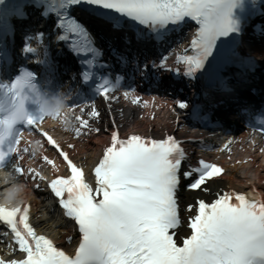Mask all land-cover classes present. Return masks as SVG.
<instances>
[{
    "label": "snow or ice",
    "instance_id": "1",
    "mask_svg": "<svg viewBox=\"0 0 264 264\" xmlns=\"http://www.w3.org/2000/svg\"><path fill=\"white\" fill-rule=\"evenodd\" d=\"M80 5H88V11L105 27L116 31L125 24L134 30L139 28L138 40L160 41L170 27H180L190 18L196 25L194 35L188 49L176 58L177 64H183V75L190 79L207 75L230 86L226 73L231 66L239 63L255 70L253 58L240 51V37L251 23L257 0H249L247 7L244 0H0V68L7 65L9 71L13 70L15 52L9 40L14 44V22L27 18V7L40 8L45 18L53 16L56 41L80 58L82 68L77 76L81 83L94 94L116 99L109 93L119 86V74L115 82L107 75L94 80L97 64L104 67V61L97 60L102 50L95 46L89 27L74 14V8ZM252 26L264 35V22ZM43 35L35 33L38 38ZM24 39L22 51L35 54L37 49L28 42L27 33ZM125 39L131 44V37ZM46 57V68L50 61L54 66L50 50ZM132 63L144 77L149 65L143 61L137 64L135 53ZM150 66L181 72L180 67L168 63L166 55L159 63L151 61ZM21 68L28 80L32 71L23 64ZM124 95H131L134 103L140 102L134 86ZM77 98L83 102L78 124L91 127L89 119L84 118L85 110L89 109L88 118H98L99 111L83 90ZM176 103L182 109L189 106L187 100L178 99ZM81 132L79 126L74 129L76 136ZM230 144L225 143L224 149ZM50 146L66 162L70 174L49 180L38 168L29 167L27 175L48 182L66 216L78 227V242L74 251L68 252L48 235L37 232L30 222L29 204L23 200L12 203L19 190L14 186L0 201V221L10 229L21 255L0 258V264H264V200L249 199L240 191H224L211 202L197 198L195 205L188 204L193 212L188 216L191 232L178 242L176 232L171 230L180 223L177 189L181 178L188 181L187 188L200 189L224 168L201 158L198 165L189 163L182 171L186 153L174 135L152 138L129 134L122 138L114 128L110 143L90 168L91 180L85 177L84 166L70 158L54 138ZM41 158L58 167L50 157ZM16 171L25 176L23 165L17 164Z\"/></svg>",
    "mask_w": 264,
    "mask_h": 264
},
{
    "label": "bare ground",
    "instance_id": "2",
    "mask_svg": "<svg viewBox=\"0 0 264 264\" xmlns=\"http://www.w3.org/2000/svg\"><path fill=\"white\" fill-rule=\"evenodd\" d=\"M131 117H132V120L135 122V124L140 126L142 129H145L149 124L144 119L134 118L133 114H131ZM86 155L88 156L90 155V153L87 152ZM258 176H259V173H257L256 170H251L249 168L244 169L243 167L241 168V167L235 166L234 168H228L227 173L224 176L220 177L219 179H215L211 181L209 186L211 187L212 190H217L219 188L225 189V188H230V187H238L241 189H245L248 186V182H251V183L255 181L257 182ZM194 196H204V195L200 192L184 194V197L187 201H189L190 197H194ZM212 197L213 195L208 196L209 199ZM42 225L46 229H51L52 223L48 220L47 223L43 221ZM50 232L56 236L58 235L57 231L52 232L51 230Z\"/></svg>",
    "mask_w": 264,
    "mask_h": 264
},
{
    "label": "clouds",
    "instance_id": "3",
    "mask_svg": "<svg viewBox=\"0 0 264 264\" xmlns=\"http://www.w3.org/2000/svg\"><path fill=\"white\" fill-rule=\"evenodd\" d=\"M18 187H19V190L15 194L16 195V201H18V200L23 198V191H22L23 186L21 185V186H18ZM16 201H13V202H16Z\"/></svg>",
    "mask_w": 264,
    "mask_h": 264
}]
</instances>
